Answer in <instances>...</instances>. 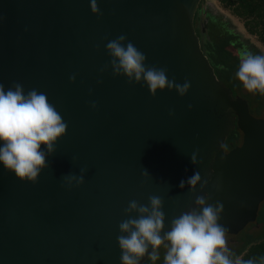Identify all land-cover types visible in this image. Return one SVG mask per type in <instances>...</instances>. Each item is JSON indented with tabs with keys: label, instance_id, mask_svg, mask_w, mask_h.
Segmentation results:
<instances>
[{
	"label": "water",
	"instance_id": "obj_1",
	"mask_svg": "<svg viewBox=\"0 0 264 264\" xmlns=\"http://www.w3.org/2000/svg\"><path fill=\"white\" fill-rule=\"evenodd\" d=\"M201 1L97 0L98 17L90 0H0V83L45 93L68 125L36 184L0 164V264H121L119 224L137 216L124 210L131 200L147 205L150 195L163 199L164 232L205 193L223 203L225 236L257 223L264 118L233 95L204 54L195 23ZM122 34L146 66L190 82L188 92L153 97L110 66L102 73L111 60L106 44ZM236 128L242 143L226 152ZM197 149L202 162L194 165ZM81 169L84 183L69 188L63 176ZM197 171L208 180L203 192L199 184L194 193L187 183L181 189Z\"/></svg>",
	"mask_w": 264,
	"mask_h": 264
},
{
	"label": "clouds",
	"instance_id": "obj_2",
	"mask_svg": "<svg viewBox=\"0 0 264 264\" xmlns=\"http://www.w3.org/2000/svg\"><path fill=\"white\" fill-rule=\"evenodd\" d=\"M90 7L93 14L98 17L103 15L97 0H90ZM126 41L127 37L123 34L108 41L105 47L111 60L110 65L101 69L102 73L110 66L114 77L124 76L129 84L143 83L153 97L158 90L174 89L181 97L188 92L190 82L186 80L183 85L177 84L174 79H168L166 68L146 66V55L131 41ZM236 76L250 93H264V55L242 53ZM69 79L74 82L76 77L72 75ZM92 107L95 108L96 104L93 103ZM67 127L45 93L32 89L25 94L20 83H13L5 91L0 83V164L20 181L38 182L41 172L49 167L47 160L55 153L58 138L66 135ZM198 152L197 149L190 156L194 165L202 162L197 159ZM86 171L81 169L79 175L70 173L63 176L64 183L69 188L82 185ZM143 175L147 176L148 172L144 170ZM185 183L193 193L198 184L203 192L208 180L202 181L197 171L187 181L182 180L179 187L183 189ZM163 203V199L157 195H150L147 205L137 200L129 201L125 214L130 216L136 213L137 216H130L119 224L121 234L117 240L121 249V264H140L146 254L156 261L159 259L157 250L165 241L169 242L166 245L165 264H233L227 254V228L219 223L223 203H209L206 193L197 195V208L174 217L167 232L163 231ZM247 264H252V261Z\"/></svg>",
	"mask_w": 264,
	"mask_h": 264
},
{
	"label": "trees",
	"instance_id": "obj_3",
	"mask_svg": "<svg viewBox=\"0 0 264 264\" xmlns=\"http://www.w3.org/2000/svg\"><path fill=\"white\" fill-rule=\"evenodd\" d=\"M215 1L220 10L229 13L240 22L248 37L236 31L227 15L219 12L207 0H202L195 18L202 50L218 79L232 90L234 96H241L248 101L253 115L264 118V93L259 91L250 93L236 76L242 53L249 52L253 55L262 53L251 39L254 38L264 47V0ZM200 19L206 20L203 26L198 24ZM240 141L242 133L236 128L230 133L227 143L236 145ZM253 225H260L262 228L248 235L249 241L232 260L233 264H247L248 261H252V264H264V203L261 205L258 221ZM168 243L166 241L162 246L165 247ZM150 260L149 258L144 264Z\"/></svg>",
	"mask_w": 264,
	"mask_h": 264
},
{
	"label": "rangeland",
	"instance_id": "obj_4",
	"mask_svg": "<svg viewBox=\"0 0 264 264\" xmlns=\"http://www.w3.org/2000/svg\"><path fill=\"white\" fill-rule=\"evenodd\" d=\"M209 3L213 4L215 6V8L219 11L222 12L223 14L227 15V17L229 18V20H231L232 25L235 27L236 31L238 33L243 34L245 37H248L243 29V26L240 24V22L230 16L229 13H226L222 10H220L218 8V4L215 0H207ZM252 43L254 45H256L260 51L262 52L261 55H264V47H262L260 44H258L256 42V40L254 38L251 39ZM255 116V115H254ZM257 117V116H256ZM262 228V226H256V225H249L244 231H242L240 234L236 235V236H229V237H225L227 243L229 244L228 249H229V253H227L229 255L230 260H233L234 258H236V255L238 254V252L245 246V244L247 243V241H249V234L252 233H256L258 230H260ZM233 244V245H232ZM165 244H163L164 246ZM161 247L159 248L158 254H159V259H157L156 261L150 260L147 264H165V255L167 252V247ZM163 248V249H162Z\"/></svg>",
	"mask_w": 264,
	"mask_h": 264
},
{
	"label": "flooded vegetation",
	"instance_id": "obj_5",
	"mask_svg": "<svg viewBox=\"0 0 264 264\" xmlns=\"http://www.w3.org/2000/svg\"><path fill=\"white\" fill-rule=\"evenodd\" d=\"M206 22L205 19H200L198 21V24L203 26L204 23ZM242 141H240L239 143H237L236 145H233V144H228L227 141H226V144H225V151L226 152H230L231 150H233L234 148H236L237 146L241 145ZM253 225V224H252ZM225 237H229V236H225ZM233 245V244H232ZM229 246V244L227 243V247Z\"/></svg>",
	"mask_w": 264,
	"mask_h": 264
}]
</instances>
